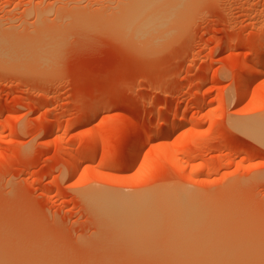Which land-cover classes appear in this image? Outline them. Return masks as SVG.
Wrapping results in <instances>:
<instances>
[{
	"label": "rangeland",
	"instance_id": "374dc122",
	"mask_svg": "<svg viewBox=\"0 0 264 264\" xmlns=\"http://www.w3.org/2000/svg\"><path fill=\"white\" fill-rule=\"evenodd\" d=\"M119 1L0 0L2 35L28 41L45 32L52 45L42 63L28 62L33 53L25 62V51L12 61L13 50L0 62V264H197L193 252L202 247L162 245L188 231L167 206L184 210L194 200L224 210L232 227L222 220L223 229L242 223L253 235L242 238H259L263 249L264 60L256 64L264 58V0H190L168 33V21L161 37L159 27L150 30L147 39L163 37L151 46L137 43L142 33L132 34L135 43L111 28ZM244 63L259 70L240 93ZM141 124L138 157L126 163ZM91 145L95 153L85 157ZM92 188L146 195L162 226L140 236L107 225L86 195Z\"/></svg>",
	"mask_w": 264,
	"mask_h": 264
},
{
	"label": "bare ground",
	"instance_id": "6f19581e",
	"mask_svg": "<svg viewBox=\"0 0 264 264\" xmlns=\"http://www.w3.org/2000/svg\"><path fill=\"white\" fill-rule=\"evenodd\" d=\"M188 1H190V0H125V1H119V2H121V3H118V4H120L118 7L119 8H116L117 10H118V13L116 12V14H115V12H114V19H113V17L110 19V20H112L111 22H113L114 23V25L111 27L112 29H114L116 26H117V28H115V30H118L117 32H120V35L121 34H124L125 35V37H127L128 38V36H130L129 38H131L132 39V41L134 40H137L135 37H133L134 36V34H137V33H139V35L142 33H144L143 35L141 34V36H139V37H137V38H140L139 39V41L137 42V41H135V43L137 42L139 45H145L146 44V42L148 43H150V41L153 39V41H154V43L155 42H157V40H154V39H156V38H154L155 37V34L156 33H158V34H156V37L159 35L160 37H161V31L162 30H160V27H161V25L162 24H164L166 21H168L167 22V24L165 25V27H164V31L165 32H169L170 30H168L169 29V25H170V20H172V19H170V18H172V17H174L175 16V18L178 16V14H179V12H181V10L183 9V7L186 5V3L188 2ZM117 1H115V3H116ZM114 3V4H115ZM117 4V5H118ZM122 5V6H121ZM111 6V5H110ZM112 7V6H111ZM117 7V6H116ZM110 8V7H109ZM114 8V7H113ZM121 8V9H120ZM113 11H115V10H113ZM101 13V12H100ZM42 14V13H41ZM102 14V13H101ZM98 15V14H97ZM95 16V15H94ZM182 16V15H181ZM180 16V17H181ZM60 17V16H59ZM106 17V16H105ZM108 18H110V16L108 17ZM107 18V19H108ZM174 18V19H175ZM83 19V18H82ZM92 21V20H91ZM100 22H101V20H100ZM110 21H109V23H111ZM103 23V22H102ZM101 23V24H102ZM108 23V24H109ZM113 23H111V24H113ZM156 26L157 27H159V28H157L158 30H156V33H151V37L150 36H148V37H150V39L148 38H146L147 37V34L148 33H150V30L151 29H155L156 28ZM10 29V28H9ZM8 29V30H9ZM1 30V29H0ZM14 30V29H13ZM43 30V29H42ZM2 31H3V29H2ZM44 31H46V30H44ZM14 32H16V31H14ZM13 32V33H14ZM7 32H5V34H6ZM12 32L10 33V34H12V36L8 33V35L6 34H4V35H2V33L0 32V54H1V56H0V58L2 59H0L1 61L0 62H4V63H6V62H10V60L12 59V61H13V59H14V61H16V60H21L22 61V59L20 58V57H24V56H26V55H29V54H31L32 55V53H33V55L34 56H36V57H32V56H30V57H28V58H30V59H25V57L23 58V59H25L24 61L26 62L27 60H31V57H32V60L31 61H28V62H31L32 63V61H36V60H34L35 58L36 59H41L42 57V59L40 60H37L36 62H38V63H42V62H39V61H43V60H45L47 57V55H46V53L45 52H47L48 53V51L50 50L49 48L52 46H49L48 44H50V42H49V38L50 37H48V39H47V41L46 40H44L45 39V37L43 36L44 34H45V32L43 33V35H41V39L40 40H38L40 37H36L37 35H35V38H34V36H33V39L34 40H29L28 39V41H27V39L25 38V43H22V42H24L23 41V39H24V36H22V37H19V34L17 33H14L15 35H17L18 37H19V39H18V37L17 36H15V38L13 37L14 36V34H13ZM41 33V32H40ZM134 33V34H133ZM42 34V33H41ZM129 34V35H128ZM132 34H133V36H132ZM146 34V35H145ZM40 36V35H39ZM123 36V35H122ZM145 36V37H144ZM158 36V37H159ZM168 36V35H167ZM27 37V36H26ZM142 37H143V39H142ZM147 40H146V39ZM18 39V40H17ZM42 39H43V43H42ZM142 39V40H141ZM161 39H163V37L161 38ZM161 39L158 41V42H160L161 41ZM37 40V43L36 42H34V41H36ZM144 40V41H143ZM258 40V39H257ZM27 41V42H26ZM39 41H41L40 42V44H39ZM52 41V40H51ZM143 41V42H142ZM45 42H49V43H45ZM142 42V43H141ZM155 43V45L156 44H159V43ZM258 42V41H257ZM27 43V44H26ZM36 45H35V44ZM41 43H42V48L40 47V45H41ZM147 44V45H150L151 46V44H153V42L151 41V44ZM163 43V42H162ZM37 44H38V46L40 47V49H38L39 47L37 46ZM46 46H45V45ZM51 44H52V42H51ZM34 45L36 46V47H38L37 48V52H35L36 50H34ZM260 45V44H259ZM258 45V46H259ZM46 47L45 49H44V47ZM258 46H257V48H258ZM36 47H35V49H36ZM49 47V48H48ZM18 48V50L20 49V51H18V50H16ZM262 48H264V47H262ZM23 49V50H22ZM49 49V50H48ZM145 49V48H144ZM147 49H149V48H147ZM13 50V52H11L12 54H10V55H14V57L13 58H9L8 57V55H6V53H8V52H10V51H12ZM32 50H34V51H32ZM38 50H42L43 52H44V50H45V52L43 53L42 51V53L40 52H38ZM47 50V51H46ZM260 50V49H259ZM263 50V49H262ZM25 51V52H24ZM16 52V53H15ZM19 52V56H17V53ZM23 52H24V54H23ZM15 53V54H14ZM23 55H22V54ZM36 53H38L37 55H36ZM263 53H264V50H263ZM43 54V55H42ZM5 55V56H4ZM22 55V56H21ZM40 55V56H39ZM17 56V57H16ZM45 56V57H44ZM16 57V58H15ZM18 57H19V59H18ZM26 57V58H27ZM37 57H39V58H37ZM7 58V59H6ZM34 58V59H33ZM45 58V59H44ZM5 59H6V61H5ZM10 59V60H9ZM262 60H264V58L263 57H261L260 59H259V61L257 62V64L256 65H259L260 63H262L263 61ZM11 61V62H12ZM44 62V61H43ZM15 63V62H14ZM13 63V64H14ZM17 63V62H16ZM15 63V64H16ZM11 64V63H10ZM9 64V65H10ZM18 64V63H17ZM26 64H28V63H26ZM3 65V64H2ZM244 65L245 66H243L244 68H243V73H245L246 72V74H245V76L243 75V76H241L240 78H242V79H240V83H239V85H238V91L240 90L241 92H242V90L244 91V89H245V86L250 82L251 83V81H253L252 80V78L254 77V75L255 74H253L251 71L253 70L254 72H256V73H258L257 71L259 70V68H258V70L256 69L257 67H254V66H252V64H250V65H248L247 63H244ZM253 65H255V64H253ZM4 66V65H3ZM259 67V66H258ZM244 70H245V72H244ZM257 75V74H256ZM249 83V84H250ZM248 84V85H249ZM247 87V86H246ZM239 91V92H240ZM240 92V93H241ZM240 93H238V94H240ZM241 95V94H240ZM86 108L88 107V105L87 106H85ZM254 118H258V116L256 117V116H254ZM254 118H252L253 120H254ZM251 119V120H252ZM261 119V118H260ZM264 119V118H263ZM248 120H250V118L248 119L247 118V122H248ZM259 121V120H258ZM257 120L255 121V122H258ZM240 122H245V121H243V119L240 121ZM239 121L237 122V120L235 121V123H237L236 124V127L239 129V126L241 127V124L238 126V123H240ZM253 122V121H252ZM255 122H254V126H256L255 125ZM260 122H262L261 120H260ZM251 122L249 121V124H250ZM173 124V123H172ZM171 124V126H169L168 127V129H167V132H166V134H165V136L163 137L164 139L165 138H167L168 137V135L170 134V132H172L173 130H175L176 129V127H175V124L174 125H172ZM244 124V123H243ZM264 124V123H263ZM246 125H248V123H246ZM251 125V124H250ZM249 125V126H250ZM259 125H262V123L261 124H258L257 126H259ZM249 126L247 127V128H249ZM256 126V127H257ZM264 126V125H263ZM251 127V126H250ZM260 127V126H259ZM259 127H257V128H259ZM144 128V125H137V126H135L134 127V129H133V134H134V136H133V138H132V141L127 145V149H126V154H125V156H124V162H134V161H136V159H137V157H138V155H136V153H135V150H136V148H138L139 147V145H140V133H141V130ZM244 128H246V127H243L241 130H243ZM251 128H253V127H251ZM254 129V128H253ZM248 130V129H247ZM250 130H252V129H250ZM244 131H245V129H244ZM243 131V132H244ZM257 131V130H256ZM259 132H260V130H259ZM246 133H248V132H245V134ZM252 133V132H251ZM251 133H248L249 135L251 134ZM262 132H260V133H258V136H259V134H261ZM264 134V133H263ZM155 135L156 134H154V133H150V134H148V136H147V139L148 140H153L154 138H155ZM252 135V134H251ZM263 140V139H262ZM260 141V140H259ZM261 142V141H260ZM90 145V144H89ZM95 147V146H94ZM94 149H93V147H92V145L91 146H88V148H87V150H86V155H85V157L86 156H88V158H89V155H92L93 154V151ZM85 151V150H84ZM95 151H96V148H95ZM72 152V151H71ZM73 152H75V151H73ZM80 153V152H79ZM95 153V152H94ZM72 155H73V157L75 156L73 153H72ZM71 155V156H72ZM78 155V154H77ZM94 155V154H93ZM83 157V156H82ZM71 159V158H70ZM75 159H76V157H75ZM78 159V158H77ZM85 159V158H84ZM72 160V159H71ZM79 160V159H78ZM80 160H82V158L80 159ZM79 160V161H80ZM76 163H77V161H76ZM73 165H74V162H73ZM93 190H91V189H89V190H91V191H88V192H86V195H87V197H88V199H89V202H91L92 203V205H94V207H96V209H97V211L101 214V215H103L104 217H105V219L106 218H108V220H110L109 222H106V224L107 225H109V223L110 222H112L115 226H117V227H119V229H122V230H124V231H126V233H128V232H130V234H140V236L141 235H144V236H147V235H149V234H152V233H156V232H158L159 231V226H162V225H159V223L158 222H160L159 220H158V215L156 214V217H155V215H154V213L152 212V210H151V206L149 205L148 206V204H147V198H146V195H138V193H134V194H132V193H123V192H114V193H109L108 191L107 192H104L105 190H98V188H96V190H94V188H92ZM210 199V198H209ZM211 200V199H210ZM212 202H214V200L212 201ZM207 203V202H206ZM204 204V203H203ZM203 204H198L195 200L194 201H192V202H188V204H186V207H185V209L184 210H182V208L181 207H179L178 205H172V206H167V207H169L170 209H169V213H171L172 212V210H173V212H174V214L175 215H177L178 216V218L180 219L181 218V215H182V217H183V221L186 223V227H187V229H188V231L185 233V234H180V237L181 238H179V240H171V241H169V242H165L164 244H162V245H165V248H167V246H168V244H169V246L170 247H172L171 246V244H173V242H176V241H179L180 242V240H181V243H190V244H192V245H194V246H196V247H202L203 248V250H205V251H202V252H200V251H198V252H193V253H196V254H194V257H195V259H193L192 257V259L195 261V262H197V264H199V262H201V263H204V264H243L244 262L246 263V264H264V251H263V249H264V246H263V249H260V248H258V247H256V245H255V243L258 241V240H260L259 238H257V241L256 242H253V243H249V242H247V240L248 239H250V238H246V239H243L244 238V236H250V234H248L247 235V232H244V228L246 229V227H242V229L241 228H238L237 226H240L241 227V225L240 224H242V223H240V224H238L237 226H236V224L234 225L235 227H233L232 229H233V231H235L236 232V230L238 231V234L241 236V234H243L244 233V235H242L241 236V238L239 239V235H237V234H234L233 233V231L231 230V229H228L229 227L231 228L232 227V221L230 222V224H229V221L228 220H230L228 217H226V218H228V220L226 219H222V220H224V221H228V224L230 225L228 228H227V226H228V224L226 225V228H224L223 229V226L225 227V222L223 223L222 222V220H221V218H224V216L223 215H225L226 216V214H225V212H224V210H222V212L219 210V208H217V207H209V205L211 206V204H209L208 205V207H209V209H208V207H206L205 205H203ZM215 204H217L216 202H215ZM201 205V208L200 209H198L197 207H199ZM213 205V204H212ZM153 207V206H152ZM167 207H165V208H163V210H168V209H166ZM174 207H175V209H174ZM180 208H181V212H180ZM218 210V211H216V210ZM221 209V208H220ZM154 210V209H153ZM163 210H161V215H163V217H164V215H165V212L163 211ZM215 211V212H214ZM168 212V211H167ZM219 213V214H218ZM223 213V214H222ZM227 213V212H226ZM215 214V215H214ZM218 215L220 216V218H218ZM230 215V214H229ZM104 219V220H105ZM199 222H202V225H201V227L199 226L200 225V223ZM234 222H236V221H234ZM233 222V223H234ZM239 222V221H238ZM227 223V222H226ZM111 224V223H110ZM223 225V226H222ZM243 225V224H242ZM109 226H111V225H109ZM221 226V227H220ZM113 227V226H112ZM116 227V228H117ZM237 227V228H236ZM111 228V227H110ZM220 228V229H219ZM236 228V229H235ZM115 229V228H114ZM223 229V230H222ZM235 229V230H234ZM242 230V233H239L241 230ZM219 230H222L221 232L219 231ZM226 230H228V231H232V232H230V233H226V232H228V231H226ZM226 231V232H225ZM245 231H247V229L245 230ZM118 232V231H117ZM123 232V231H122ZM116 233V232H115ZM121 233H119V235L118 236H121L120 235ZM123 234H125V233H123ZM130 234H128V235H130ZM157 234V233H156ZM227 234V235H226ZM231 234H232V236L233 237H237L238 236V238L236 239H233V237L231 236ZM246 234V235H245ZM118 236L116 237V238H118ZM127 235L125 234V236H123V237H126ZM226 236H228V237H226ZM253 236V235H252ZM252 236H250V237H252ZM255 236V235H254ZM165 237V236H164ZM163 237V238H164ZM175 237H177V236H175ZM243 237V238H242ZM114 238V237H113ZM116 238H114L116 241L117 240H119L120 241V239H116ZM120 238H122V237H120ZM129 238V237H128ZM131 238V237H130ZM133 238V237H132ZM137 238H139V235L137 236ZM254 238V237H253ZM230 239V240H229ZM255 239V238H254ZM254 239H253V241H254ZM128 240V239H127ZM125 241V240H124ZM129 241V240H128ZM135 241V240H134ZM139 241H141V240H139ZM146 241V240H145ZM145 241H143V242H145ZM152 241V240H151ZM249 241H252V240H249ZM115 242V241H114ZM118 242V241H117ZM131 242H133V240L131 241ZM143 242L141 241V243L143 244ZM147 242H149V241H147ZM152 243V242H151ZM171 243V244H170ZM259 242H257V246L259 245V247H262L260 244H262L263 242L261 241L259 244H258ZM117 244V243H116ZM121 244V242L119 243V245ZM124 244V243H123ZM136 244H138V243H136ZM150 244V243H149ZM177 243H174L173 245H176ZM183 244V245H184ZM252 244H254V245H252ZM133 245H135V243H133ZM144 245H145V243H144ZM147 245V244H146ZM161 245V246H162ZM183 245H181L182 247H183ZM113 246H115V244L113 245ZM125 246V245H124ZM131 246V245H130ZM136 246V245H135ZM142 246V245H141ZM150 246V245H149ZM177 246V245H176ZM180 246V247H181ZM204 246V247H203ZM116 247H118V246H116ZM126 247H129V246H126ZM132 247V246H131ZM142 247H144V246H142ZM170 247H168L169 249L167 250V251H165L166 253L170 250ZM134 248V247H133ZM138 248V247H137ZM136 247H135V249H137ZM146 248V247H145ZM161 248H164V247H161ZM172 248H174V247H172ZM184 248V247H183ZM144 249V248H143ZM152 249V248H151ZM185 249V248H184ZM187 249H189V248H187ZM132 250V249H131ZM139 250V249H138ZM155 250H157V247H156V249ZM162 250V249H161ZM160 250V251H161ZM166 250V249H165ZM176 250V249H175ZM134 251H136V250H134ZM147 251V250H146ZM148 251H150V250H148ZM158 251H159V249H158ZM157 251V252H158ZM177 251H178V249H177ZM188 251V250H187ZM142 252V251H141ZM140 252V253H141ZM156 252V253H157ZM162 252H164V251H162ZM171 252V251H170ZM189 252V251H188ZM149 253V252H148ZM159 253V252H158ZM142 254V253H141ZM153 254H154V252H153ZM170 254V253H169ZM176 254V253H175ZM179 255H181L182 253H178ZM2 255V254H1ZM140 255V254H139ZM145 255H147V253L145 254ZM152 255V254H151ZM159 255H161L162 257H163V253L162 254H160L159 253ZM159 255L157 254V256L159 257ZM164 255H165V253H164ZM167 255V257H168V253L166 254ZM165 255V256H166ZM173 255V254H172ZM183 255V254H182ZM182 255H181V257H182ZM188 255H189V253H188ZM147 256H149V255H147ZM160 256V257H161ZM164 256V258H167V257H165ZM184 256H185V254H184ZM189 256H193V255H189ZM153 257V256H152ZM155 257V256H154ZM160 257H159V262H160ZM169 257H171V255L169 256ZM174 257H175V255H174ZM4 258V257H3ZM149 258V257H148ZM156 258V257H155ZM184 257H182V260L185 262V264L187 263V261L189 260H187L186 261V259L184 260L183 259ZM1 259V258H0ZM167 259H169V258H167ZM171 259V261H173V259L172 258H170ZM166 260V259H165ZM176 260H178V259H176ZM2 261V260H1ZM157 261V262H158ZM164 261V260H163ZM162 261V262H163ZM14 262V261H13ZM154 262H156V261H154ZM174 262V261H173ZM189 262H191V260L189 261ZM164 263H166V262H163V264ZM170 262H168L167 264H169ZM182 263V262H181ZM3 264V263H2ZM159 264H161V263H159ZM183 264V263H182ZM190 264H192V262L190 263Z\"/></svg>",
	"mask_w": 264,
	"mask_h": 264
}]
</instances>
